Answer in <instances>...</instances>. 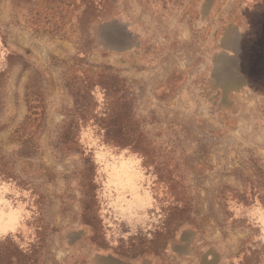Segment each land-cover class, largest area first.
Returning <instances> with one entry per match:
<instances>
[{"label":"rangeland","instance_id":"rangeland-1","mask_svg":"<svg viewBox=\"0 0 264 264\" xmlns=\"http://www.w3.org/2000/svg\"><path fill=\"white\" fill-rule=\"evenodd\" d=\"M84 75L126 92L122 132ZM7 254L264 264V0H0Z\"/></svg>","mask_w":264,"mask_h":264},{"label":"trees","instance_id":"trees-1","mask_svg":"<svg viewBox=\"0 0 264 264\" xmlns=\"http://www.w3.org/2000/svg\"><path fill=\"white\" fill-rule=\"evenodd\" d=\"M82 73V72H80ZM110 80L108 81L105 79L103 81V77H95L90 75H84L83 77H80L78 79V83L81 86H87V88L92 89V87L101 86L105 92V114H107L106 118H103V122L101 124H104V127L107 129H114L118 130L119 132H122V130L128 125L130 122L129 115L127 113L128 108V100L126 96V92H121V94H117L114 92L113 85L115 84V81ZM68 83H72L73 85H76L75 77H68ZM93 91L91 90V95ZM119 95V96H118ZM82 97V96H81ZM118 109V112L117 110ZM97 119V118H96ZM97 121H99L97 119ZM116 132V131H115ZM119 142L123 145L124 141H127L128 136H124L121 134V136H118ZM116 138V139H117ZM137 143V141H136ZM15 260L14 255L6 256H0V261L7 264L8 262H13ZM19 262V261H18Z\"/></svg>","mask_w":264,"mask_h":264}]
</instances>
